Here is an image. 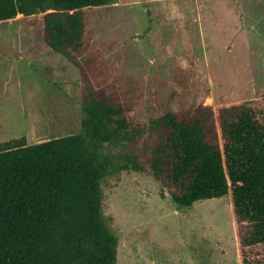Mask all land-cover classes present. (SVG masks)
<instances>
[{
  "label": "rangeland",
  "instance_id": "rangeland-1",
  "mask_svg": "<svg viewBox=\"0 0 264 264\" xmlns=\"http://www.w3.org/2000/svg\"><path fill=\"white\" fill-rule=\"evenodd\" d=\"M84 16L86 38L70 62L45 44L43 14L0 22V140L78 133L86 84L118 93L146 130L166 112L229 110L264 96V0H115ZM227 117L214 116L218 130ZM154 146L146 133L107 152L145 159ZM103 188L117 264H241L229 196L181 207L135 170Z\"/></svg>",
  "mask_w": 264,
  "mask_h": 264
},
{
  "label": "trees",
  "instance_id": "trees-1",
  "mask_svg": "<svg viewBox=\"0 0 264 264\" xmlns=\"http://www.w3.org/2000/svg\"><path fill=\"white\" fill-rule=\"evenodd\" d=\"M114 1L0 0V22L43 14L45 44L70 62V48L86 38L84 11ZM132 109L118 93L86 84L81 131L0 143V264H117L103 183L129 170L151 173L181 207L229 196L240 263L264 264V96L229 110L166 112L147 130L134 127ZM226 113L218 130L214 116ZM146 133L155 146L145 159L107 152Z\"/></svg>",
  "mask_w": 264,
  "mask_h": 264
},
{
  "label": "crops",
  "instance_id": "crops-1",
  "mask_svg": "<svg viewBox=\"0 0 264 264\" xmlns=\"http://www.w3.org/2000/svg\"><path fill=\"white\" fill-rule=\"evenodd\" d=\"M0 71H1V68H0ZM40 123H42V122H41V121H39V122H38V125L41 127L42 125H40ZM42 127H43V126H42ZM41 135H43V134H37V136H36V137H38V138H39V137H41ZM28 139H29V138H28ZM6 140H8V139H1V140H0V142H1V141H2V142H3V141H6Z\"/></svg>",
  "mask_w": 264,
  "mask_h": 264
}]
</instances>
